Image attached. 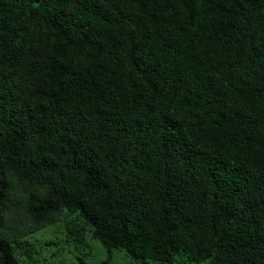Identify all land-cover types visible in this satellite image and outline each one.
<instances>
[{"label":"trees","instance_id":"trees-1","mask_svg":"<svg viewBox=\"0 0 264 264\" xmlns=\"http://www.w3.org/2000/svg\"><path fill=\"white\" fill-rule=\"evenodd\" d=\"M65 212L109 258L264 264V0H0V264Z\"/></svg>","mask_w":264,"mask_h":264},{"label":"rangeland","instance_id":"rangeland-1","mask_svg":"<svg viewBox=\"0 0 264 264\" xmlns=\"http://www.w3.org/2000/svg\"><path fill=\"white\" fill-rule=\"evenodd\" d=\"M74 215L65 212L63 218L24 236L21 244H15L23 264H80V257L89 264H101L109 258L105 246L87 233V245L82 250L68 238L67 220ZM109 264H142L123 251H115ZM187 264V263H185ZM199 264H208L207 261Z\"/></svg>","mask_w":264,"mask_h":264}]
</instances>
